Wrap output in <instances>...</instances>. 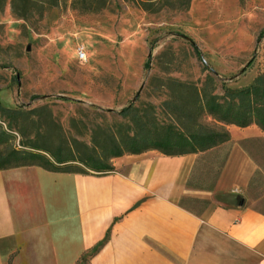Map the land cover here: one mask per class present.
<instances>
[{"label": "crops", "instance_id": "crops-1", "mask_svg": "<svg viewBox=\"0 0 264 264\" xmlns=\"http://www.w3.org/2000/svg\"><path fill=\"white\" fill-rule=\"evenodd\" d=\"M115 172L0 171V264H264V132Z\"/></svg>", "mask_w": 264, "mask_h": 264}, {"label": "rangeland", "instance_id": "rangeland-1", "mask_svg": "<svg viewBox=\"0 0 264 264\" xmlns=\"http://www.w3.org/2000/svg\"><path fill=\"white\" fill-rule=\"evenodd\" d=\"M138 1L109 0L105 10L81 13L64 0L27 20L7 3L0 10L2 106L47 107L42 133L53 146L72 138L91 144L96 125L128 123L120 116L127 107L152 105L166 121L161 105L171 79L201 88L211 75L224 95L264 75V0H193L188 10L163 0L151 12ZM202 122L220 129L210 117Z\"/></svg>", "mask_w": 264, "mask_h": 264}, {"label": "trees", "instance_id": "trees-1", "mask_svg": "<svg viewBox=\"0 0 264 264\" xmlns=\"http://www.w3.org/2000/svg\"><path fill=\"white\" fill-rule=\"evenodd\" d=\"M63 1L0 0V10L9 3L15 17L27 20L60 7ZM108 1L72 0L71 7L81 13H97L108 7ZM161 1L139 0L138 5L151 12ZM192 1L177 0L170 6L188 10ZM196 54L201 58L197 50ZM167 96L161 105L166 121L158 119L152 105L131 106L120 113L128 123L93 127L91 144L72 138L55 146L42 133L41 116L47 107L22 111L6 108L0 102V171L39 167L58 174L105 175L116 171L112 160L124 155L155 150L167 157H180L222 146L231 140L227 130L230 125L246 128L255 124L264 132V75L249 87L227 89L224 95L217 93L211 75L201 88L171 79ZM204 117L212 118L220 129L203 124ZM71 122L73 126L78 124L76 119ZM31 127L35 129L30 130ZM17 137L20 148L13 146ZM83 264H87V259Z\"/></svg>", "mask_w": 264, "mask_h": 264}, {"label": "built area", "instance_id": "built-area-1", "mask_svg": "<svg viewBox=\"0 0 264 264\" xmlns=\"http://www.w3.org/2000/svg\"><path fill=\"white\" fill-rule=\"evenodd\" d=\"M81 59H84L85 58V54H81Z\"/></svg>", "mask_w": 264, "mask_h": 264}, {"label": "water", "instance_id": "water-1", "mask_svg": "<svg viewBox=\"0 0 264 264\" xmlns=\"http://www.w3.org/2000/svg\"><path fill=\"white\" fill-rule=\"evenodd\" d=\"M30 49V48H29Z\"/></svg>", "mask_w": 264, "mask_h": 264}]
</instances>
